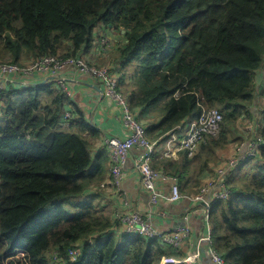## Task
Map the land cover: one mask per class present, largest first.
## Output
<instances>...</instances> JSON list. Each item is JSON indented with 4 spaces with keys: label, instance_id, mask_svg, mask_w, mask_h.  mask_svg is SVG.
<instances>
[{
    "label": "trees",
    "instance_id": "1",
    "mask_svg": "<svg viewBox=\"0 0 264 264\" xmlns=\"http://www.w3.org/2000/svg\"><path fill=\"white\" fill-rule=\"evenodd\" d=\"M108 26L124 31L122 67L135 62L123 94L128 106L159 111L157 122L144 125L150 140L203 108L221 112L217 135L206 136L193 157L183 152L182 161L153 167L176 176L179 187L182 181V194H194L201 178L190 177L191 167L208 170L218 151L246 139L242 119L264 116V0H0V58L10 53L3 62L22 65L75 56ZM0 98V264L17 249L23 264H158L168 255L154 240L117 237L109 211L85 195L99 194L104 172L90 154L99 131L81 106L56 84L10 86ZM68 104L74 110L63 129ZM259 131L264 139V124ZM260 157L251 181L232 186L210 214L213 245L226 264H264V145ZM51 248L61 261L46 258ZM69 249L79 250L74 259Z\"/></svg>",
    "mask_w": 264,
    "mask_h": 264
},
{
    "label": "built area",
    "instance_id": "2",
    "mask_svg": "<svg viewBox=\"0 0 264 264\" xmlns=\"http://www.w3.org/2000/svg\"><path fill=\"white\" fill-rule=\"evenodd\" d=\"M97 35L95 39L97 45L105 50V47L110 45L108 36L103 31ZM69 72L72 75L71 78L84 76L91 82V85L93 83L101 85V93L120 109L119 118L124 127L123 136L113 135L104 139L110 163L111 180L109 183L114 187H119L126 174L124 165L128 156L131 155L133 170L138 176L141 188L148 197L150 205L148 216L160 203L177 202L182 198L189 200V205L182 215V223L169 230L155 229L149 220L143 218L137 210L118 214L117 218L115 217V222L117 221L116 225L121 226L123 234L145 237L148 240H154L165 250L176 251V255L162 256L158 264H203L202 260L205 256L211 264H226L224 257L217 252L213 245L210 214L217 200L230 198L232 192L229 175L241 158L237 160V156L233 155L227 160L220 161L221 163L215 166L214 174L206 177L197 192L190 195L181 193L176 176L152 166L160 144L163 146L161 153L164 157L175 156L180 151L185 152L188 158L193 157L197 153L200 142L204 141L206 136L217 135L222 121L221 112L216 108L203 109L199 117L176 127L167 140L160 142L150 140L146 128L130 109L126 98L119 90L118 74L109 67L90 62L82 51L67 58L45 56L22 65L0 61V94L10 86L25 89L35 84H56L65 96L73 101L74 88L69 86L70 79L67 75ZM2 104L0 98V108ZM72 110H74L72 105L68 104L67 110L63 114V121H61L63 129H67L70 123L69 118ZM257 140L259 141L260 138L258 137ZM248 158H257L256 143L254 142L248 144L242 160ZM194 216L200 220V228L195 235L189 222L190 218ZM186 243L193 245L192 250L182 253ZM78 252V249H69L68 255L74 259ZM51 255L53 262L61 261L57 252H53Z\"/></svg>",
    "mask_w": 264,
    "mask_h": 264
},
{
    "label": "crops",
    "instance_id": "3",
    "mask_svg": "<svg viewBox=\"0 0 264 264\" xmlns=\"http://www.w3.org/2000/svg\"><path fill=\"white\" fill-rule=\"evenodd\" d=\"M102 31H105L108 34V38L112 43L113 42L117 43L118 37H121L120 32L114 31L106 27L99 28V32H97V34L98 33L100 34V32ZM122 42H124V39ZM99 48L100 46L97 45L96 49ZM90 50L92 49L91 48L85 49L86 58L87 57L89 58V55L92 54L90 53ZM108 50L109 49L105 51ZM94 56H95L94 60H91L90 58L87 59L90 62L92 61V62L100 63L98 59L101 56V54L96 53L94 54ZM120 74H122V76L124 77L125 71H123L122 69V72ZM67 75L70 79L69 86L74 88V97H73L74 103L82 107V110L84 111L85 117L87 118L88 122L90 124H93L94 127L99 131V137L93 140L91 139L92 143L90 148V154L92 156V161L95 164H99L102 167V170L104 172V178L100 183V190H99V194L97 193V196L93 197V195L91 194H85V195L92 197L93 200H95L96 197L97 201L101 205H103V207H105V210L109 209V218L112 221L115 220V217L117 218L118 214L131 212L132 210H137L140 212L143 218L148 219L149 222L153 225V227L158 230L173 229L176 225L181 224L182 215L189 205V200L186 198H182L177 202L160 203L158 206L154 208L150 216H148V210L150 208L148 197L146 192L141 188L139 184L138 176L133 170V157L131 155L128 156L126 163L124 165V170L126 171V174L122 178L119 187H114L112 186L111 183H109L111 180L110 163L108 160L107 152L105 150L104 139L105 137H109L113 135L123 136L124 127L119 118L120 109L114 102L109 100L106 96H104L101 93L102 91L101 85H97L94 83L93 85H91V82L84 76H76V78L75 77L71 78L72 75L70 72ZM121 80L122 77L119 78V87H122V84L125 83V81L121 82ZM120 92L125 94V91H123L121 88H120ZM134 113L138 116L139 119L141 118L140 120L143 125H148V123L150 122H157L159 120L158 110L153 111L154 116L150 114V110L147 109L145 110L136 109L134 110ZM173 132L174 131L169 132L165 136H163L164 138L159 137L157 140L159 142L165 141L169 138L170 134ZM175 145L177 146L178 144ZM234 145L235 142L230 143L226 146L225 149L217 152L218 161L215 166H218L221 163L220 162L222 158L221 155H223L225 150H227L228 152V153H224L226 157H230L234 154L233 152ZM162 150H163V146L160 144L156 152V156L153 160V164H152L153 167L154 165L158 166V161L160 159L182 161L183 151L177 152L175 156L167 158L164 157L163 154L161 153ZM215 166L212 167L211 165V167L209 166L208 170H205L201 173L199 172L198 168L191 167L190 177L193 176L192 179L194 180L198 178L200 180L201 178V182L203 183L206 177H210L214 174L213 171L215 170ZM101 184H103V186H101ZM180 187L184 188V184L182 183V181L180 183ZM189 222L194 229V235H195L197 230L200 228V220L199 218H196L194 216L190 218ZM112 228H113L112 231L116 233L117 237L123 235L122 228L120 225L115 224ZM192 247L193 245H191L190 243H186L182 253H187L191 251ZM167 252L169 256L177 254L176 251H174L173 249H168ZM202 261L203 264H211L206 256L203 258Z\"/></svg>",
    "mask_w": 264,
    "mask_h": 264
},
{
    "label": "rangeland",
    "instance_id": "4",
    "mask_svg": "<svg viewBox=\"0 0 264 264\" xmlns=\"http://www.w3.org/2000/svg\"><path fill=\"white\" fill-rule=\"evenodd\" d=\"M104 34L106 36H108V34L106 32ZM95 35H96V33H95ZM120 36L121 37H118V39H117L118 40L117 43L116 42H113V43L110 42L109 43L110 45L108 47H105V50L109 49L108 51H105L101 47L99 49H96L97 40H95L92 43L91 47H90L93 51L90 50V53H92V54L89 55V58L91 60H94L95 59L94 54H96V53L101 54V56L98 59L100 63L92 62V61L91 62L95 63V64H97L99 66H105V67H109V68L113 69V71L118 74L119 78L122 77V74H120V73L122 72V69H123V71H125V75L123 77V81H125V83L122 84V87H119V90L121 88L123 91H125L126 89H128L129 76H131L132 72L134 71L135 62H131V63L127 64L125 67H122V64H121L122 60L119 58L120 55H119V52H117V48H118V46H121L122 44H124L126 42V39H125L124 42H122L124 37H122V35H120ZM82 52L85 55V49L82 50ZM0 60L1 61H9V60H11L10 53L5 54L2 58H0ZM132 60H140V59H132ZM118 70H119V72H118ZM259 97H260V101H262V103H264V94H263V92H261L259 94ZM255 118H256V120H260V115L256 114ZM139 121L141 122V120H139ZM253 121H254L253 119L251 120L250 118H246V119L244 118L238 123V127H240L242 137L246 136L247 140L252 137L253 132H254L253 128H252L253 125H254ZM92 140L90 141L91 143H92ZM242 141L243 140L237 142V140H235L236 145H234V149H233V151H235V153L238 150L239 151H243V148H244L245 144L242 145V143H241ZM224 153H228L227 150H225ZM224 153H223L224 156L221 155L222 158L220 157L221 158L220 161H224V160H227L228 158L232 157V156L226 157V155ZM217 161H218V156L216 158V162H215V159H214V161L211 162L212 167L216 165ZM197 163H198V160L194 159L193 166H194V164H197ZM257 164H258V161L249 162L245 167H242V168L240 167L238 170H236V172H234L233 177L231 179V188H232V186H239L241 188L242 184L251 181L252 174L256 172V168H254V166L257 165ZM252 166H253V168H252ZM195 167L196 166H194V168ZM193 171H195V170H193ZM200 183H202V182L200 181ZM199 187H200V185H199ZM108 211H109V209H106L105 210V214H108ZM117 225H119V224H117ZM53 250L54 249L51 248L46 253V258H48V260L50 262H52V261H51V258L49 256V253L51 254V252ZM22 256H24V255H21V254L17 253L15 255V257H13V258L12 257H8V259H4L3 260L4 264H8L10 261H14L15 263H18V264H23L24 260H23Z\"/></svg>",
    "mask_w": 264,
    "mask_h": 264
},
{
    "label": "clouds",
    "instance_id": "5",
    "mask_svg": "<svg viewBox=\"0 0 264 264\" xmlns=\"http://www.w3.org/2000/svg\"><path fill=\"white\" fill-rule=\"evenodd\" d=\"M107 28H110L109 26L107 27ZM104 33H105V31H103ZM118 32V31H117ZM121 33H123L122 31H121ZM125 41V40H124ZM119 47V46H118ZM259 76L260 77H262L263 79H264V70H260L259 71ZM260 103L261 104H263L262 103V101H260ZM213 108H216V107H213ZM203 109H210V108H203ZM203 109H202V111H203ZM216 109H218V108H216ZM201 111V112H202ZM256 114H257V112H256ZM256 114H255V117H256ZM199 117V116H198ZM194 119H196V118H194ZM194 119H192V120H194ZM192 120H190V121H192ZM253 123H254V125H253V135H252V137L251 138H249L248 140L247 139H245V140H243L241 143H242V145L243 144H245V146H244V148H243V151H237L236 153H235V151H234V154L233 155H236L237 156V160L238 159H240L241 158V161H239L238 162V164L235 166V167H233L232 168V170H231V172H230V175H229V182H230V189H231V178L233 177V174H234V172H236V170H238L240 167L242 168V167H245L249 162H255V161H258L259 162V160H260V154H261V147L264 145V139H263V137L260 135V131H259V128H261L262 127V125L264 124V116L263 117H261V115H260V120H256V118H253ZM190 121H185V123L186 122H190ZM174 131V130H173ZM260 138V140L258 141L257 140V138ZM244 138H246V136H244ZM250 142H254V143H256V156H257V158L256 159H252V158H248V159H244V160H242V158H243V156L245 155V152L247 151V148H248V144L250 143ZM235 145H236V142H235ZM240 154V155H239ZM232 155V156H233ZM231 192H232V190H231ZM231 196H232V193H231ZM230 196V197H231ZM21 252V253H20ZM24 254V252L21 250V249H17L16 251H15V254H14V257H15V255L16 254ZM6 259H8V257L6 258Z\"/></svg>",
    "mask_w": 264,
    "mask_h": 264
},
{
    "label": "water",
    "instance_id": "6",
    "mask_svg": "<svg viewBox=\"0 0 264 264\" xmlns=\"http://www.w3.org/2000/svg\"><path fill=\"white\" fill-rule=\"evenodd\" d=\"M122 32H124L123 30H121Z\"/></svg>",
    "mask_w": 264,
    "mask_h": 264
}]
</instances>
